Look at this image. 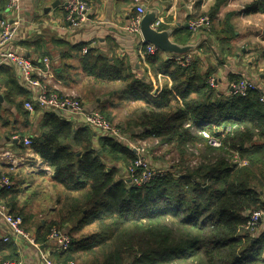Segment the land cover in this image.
Masks as SVG:
<instances>
[{
	"label": "trees",
	"instance_id": "16d2710c",
	"mask_svg": "<svg viewBox=\"0 0 264 264\" xmlns=\"http://www.w3.org/2000/svg\"><path fill=\"white\" fill-rule=\"evenodd\" d=\"M6 4L0 0L1 12ZM250 10L264 14V0H253ZM162 58L156 53L143 60L153 77L163 78L155 96L145 76H125L103 56L88 53L82 64L88 76L126 84L121 99L141 104L126 126L140 128L162 144H202L204 163L178 180L173 170L134 186L118 179L114 167L120 164L126 171L134 164L133 153L123 144L104 137L95 148L90 129L73 132L70 124L45 115L44 135L30 147L48 162L52 180L67 195L58 222L44 229L43 242L51 229L74 226L68 233L70 246L57 263L264 264V231L252 239L242 229L250 212L264 210V105L259 92L223 98L208 86V76L199 73L194 60L181 67ZM98 111L110 122L105 111ZM200 132H207L210 141L196 134ZM233 154L244 166L231 162ZM92 225L96 232L78 236ZM14 252L8 261L15 262Z\"/></svg>",
	"mask_w": 264,
	"mask_h": 264
},
{
	"label": "crops",
	"instance_id": "0c3cea01",
	"mask_svg": "<svg viewBox=\"0 0 264 264\" xmlns=\"http://www.w3.org/2000/svg\"><path fill=\"white\" fill-rule=\"evenodd\" d=\"M66 1L20 0L21 21L16 45L36 65H40L43 58L48 59L51 90L74 96L87 110L105 111L112 123L123 117V122H120L122 125L125 122L126 126L127 119L138 111L140 103L121 99V107L113 105L107 99L108 95L122 94L126 84L88 76L82 58L88 53L94 57L103 56L111 66L117 65L125 76L141 80L145 75L146 82L149 80L148 83H152L151 67L143 61L145 55H141L144 50L141 36L124 31L134 14L133 0H96L89 12V21L78 30L69 28L65 19ZM252 2L145 0V12L157 13L156 18L162 19L158 30H172L173 42L194 46L184 56L197 63V70L202 76L214 77L217 87L247 78L255 83L260 96H264V14L252 12ZM203 16H207L213 24L212 32L208 34L204 29L191 31L188 24ZM83 48H87L85 55L81 52ZM218 48L223 62L218 61ZM165 55L162 57L165 58ZM110 88L116 90L110 91ZM29 102L31 94L24 89L16 70L0 67V151L24 159L16 166L0 161V178L6 177L11 182L7 190L0 188V202H6L8 207L4 205L9 212L22 219L25 231L35 241L31 244L10 237L9 230L0 219V264L8 262L12 250L15 251L14 261L18 264H56L62 258L49 243L48 235L43 242V231L49 223L58 222L59 209L67 192L52 180L48 162L43 161L30 146H25L24 139L31 142L44 135L45 115H54L61 121L64 119L37 108L30 112L25 108ZM66 123L70 124L73 132L88 129ZM129 128L131 134L141 135L140 128ZM90 131L93 133V146L97 148L99 139L104 136ZM114 167L118 169V179H127L126 171L120 164ZM73 227L72 224H65L59 231L69 236ZM5 237H9L7 242L3 241Z\"/></svg>",
	"mask_w": 264,
	"mask_h": 264
},
{
	"label": "built area",
	"instance_id": "2783aa9c",
	"mask_svg": "<svg viewBox=\"0 0 264 264\" xmlns=\"http://www.w3.org/2000/svg\"><path fill=\"white\" fill-rule=\"evenodd\" d=\"M96 0H67L64 5L66 12V21L69 28L73 30L80 29L88 22L89 12ZM134 14L130 17L128 25L124 28L129 34L140 37L139 25L142 16L145 13V0H133ZM21 4L20 0H7L4 10L0 11V67H9L18 73L19 80L24 89L31 94V102L25 104V108L33 112L35 108L46 113H52L62 117L64 121L76 124L81 128L91 129L104 137L113 139L123 144L135 157L134 164L127 168L126 175L128 182L134 186H142L150 183L154 178L161 176L162 173L150 168L148 157L144 149L137 146L125 135L121 129L109 122L97 109L87 110L83 103L74 96L63 95L49 88L48 80L51 78L50 63L47 58L41 60L40 65H36L34 60L27 58L16 45V35L18 25L21 21ZM162 19L156 18L151 24V28L158 30ZM210 19L203 16L188 24L191 31L195 32L200 29H209ZM141 44H144L141 38ZM87 53V48L82 49V54ZM165 53L152 45L146 44L141 55H154ZM166 60L173 61L181 67H187L191 63L189 57L184 55L166 54ZM145 76V75H143ZM147 76H145L146 78ZM210 88H216L217 82L214 77L207 79ZM251 91H257V86L253 81L242 78L236 82H231L228 95L246 97ZM259 101L264 105V96L261 95ZM25 146H30L31 142L24 139ZM217 145L214 143V146ZM0 161L13 166L20 165L24 159L13 156L10 152L0 151ZM140 174H135L136 171ZM11 182L8 178L0 179V188L8 189ZM0 219L9 230L10 237L13 236L19 240L29 241L34 244V238L25 231L22 219L13 216L2 202H0ZM244 228L252 235H256L264 230V210L250 212L246 218ZM257 237V236H256ZM9 237L3 238L7 242ZM49 243L54 247L56 253H62L68 250L71 240L67 234L53 228L48 235ZM263 257H264V245ZM3 264H18L13 261L4 262ZM59 264V263H56ZM61 264H74L71 261Z\"/></svg>",
	"mask_w": 264,
	"mask_h": 264
},
{
	"label": "rangeland",
	"instance_id": "374dc122",
	"mask_svg": "<svg viewBox=\"0 0 264 264\" xmlns=\"http://www.w3.org/2000/svg\"><path fill=\"white\" fill-rule=\"evenodd\" d=\"M212 28H213V24L210 21L209 29H206L205 32H207L208 34L211 33ZM207 47H208V45H207ZM217 53L219 54L218 55V59H219L218 61L223 62V57H222V55H220L221 51L219 50V48L217 49ZM207 55H209V54L207 53ZM192 61H193V59H192ZM145 80H146V78H145ZM162 80H163V78L161 76H158V79L155 77L152 78V89H151V94H150L151 96H155V95L160 93L162 86H163ZM148 82H149V80H147V83ZM168 83L170 86L171 82H168ZM230 84L231 83L227 84V86H225V87H217V88H211V89L220 93L224 98V97H226V95L228 93ZM113 90L115 91L116 88H110V91H113ZM116 94H117V96L116 95L115 96L108 95L109 97L107 99H109V101H111V103L113 105H116V107L117 106L121 107L122 103H120V100L122 98L121 97L122 95H121V93H119V94L116 93ZM107 99H105V100H107ZM122 118L123 117L117 118V120H115V122H113V123L111 122V123L113 125L119 127L121 129V131L133 141L134 144H136L137 146L144 149V153H145L146 157H148V162H149L148 164H149L150 168L155 169L158 172H161L162 175H165V173H167L168 171L171 172L174 170V171H176V174L174 175V177H175V179L177 178L176 180H178V176H181V175L187 173L188 170L191 171V170L197 168L200 164L204 163V161L202 160V157L205 154V148L202 144L186 143L185 146H178V145H176V143H170V144L164 143V144H162L160 142V140H158L155 137L144 136L143 134L133 135L128 131L129 126H125V122H124V125L121 124L120 120L123 122ZM185 127H188V126H185ZM190 131L192 132V134L195 133V131L192 128H190ZM196 134L201 135L202 138H204L206 140L209 139V141H210V138L208 137L207 132H200V133H196ZM214 143L217 144L215 141H211L210 145L212 147L218 148L219 144L214 146ZM231 162L233 164L239 165V167L244 166V164L241 162V160L239 159L237 154H233V160ZM201 183H202V181H201ZM95 227H96L95 225H92L89 228H85V230L82 231L81 234H78V236L83 235L84 237H88L90 234L96 232ZM242 229L244 231H246L252 239L256 238V236H259V233L256 235H252L249 231H247L244 228V226L242 227ZM69 238H70V236H69ZM262 257H263V251H262ZM73 263L79 264V262H73Z\"/></svg>",
	"mask_w": 264,
	"mask_h": 264
},
{
	"label": "water",
	"instance_id": "95a60500",
	"mask_svg": "<svg viewBox=\"0 0 264 264\" xmlns=\"http://www.w3.org/2000/svg\"><path fill=\"white\" fill-rule=\"evenodd\" d=\"M156 17L157 13L155 11H146L142 16L139 31L144 44L152 45L161 52L172 55H184L194 49L192 45H179L173 42L171 40L173 32L170 29H152L151 24L155 21Z\"/></svg>",
	"mask_w": 264,
	"mask_h": 264
}]
</instances>
